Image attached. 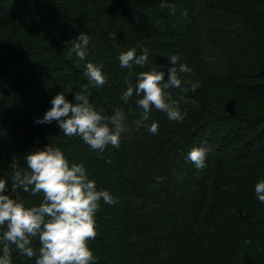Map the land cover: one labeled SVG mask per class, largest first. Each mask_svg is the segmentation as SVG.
Segmentation results:
<instances>
[{
  "label": "trees",
  "instance_id": "trees-1",
  "mask_svg": "<svg viewBox=\"0 0 264 264\" xmlns=\"http://www.w3.org/2000/svg\"><path fill=\"white\" fill-rule=\"evenodd\" d=\"M166 2L174 13L160 0H0V178L10 184L14 170H26L24 157L49 144L82 163L97 190L118 200L101 201L95 216L98 235L88 246L97 264H264V203L254 190L264 180V0ZM82 32L90 37L86 58L69 57ZM130 48L148 49L133 83L171 55L191 69L180 74L181 87L189 79L200 87L186 94L194 104L180 102L183 122L153 109L146 123H158V133L136 130L140 97L121 99L129 70L118 60ZM89 62L106 77L89 87L90 103L107 116L120 109L129 129L103 158L56 121L35 123L57 93L75 102ZM194 147L210 150L203 169L187 159ZM18 196L26 207L42 201ZM12 264L35 257L13 246Z\"/></svg>",
  "mask_w": 264,
  "mask_h": 264
},
{
  "label": "clouds",
  "instance_id": "clouds-1",
  "mask_svg": "<svg viewBox=\"0 0 264 264\" xmlns=\"http://www.w3.org/2000/svg\"><path fill=\"white\" fill-rule=\"evenodd\" d=\"M161 8L174 5L160 0ZM184 16H187L185 11ZM90 37L86 33L71 42L68 55L74 53L80 60L87 54ZM120 66L129 70L125 78L126 90L121 99L127 103L134 95L140 97L136 104L142 109L136 130L146 128L150 134H157L156 122L146 123L153 109L167 115L175 122H183L186 112L180 110V102L195 103L186 99V94L195 92L200 87L198 82L183 81L181 73H190L191 69L179 63V55L167 57L168 65L153 67L141 71L133 83L132 69L144 68L148 62V49L143 48L137 55L135 48L121 52L118 57ZM167 67L166 73L163 70ZM84 75L88 83L82 85V91L74 93V103L69 101L65 92L57 93L50 101L52 107L37 124L58 123L66 137H79L92 150L101 155L108 146L120 147L122 133L129 131L125 126V113L116 109L111 116L103 115L90 103L89 87H101L106 83L102 65L91 62L85 65ZM171 88L181 90L179 99H174ZM71 92V90H69ZM210 150L206 147H194L187 154V159L196 168L206 167V156ZM26 170H14L9 179L0 178V264H12V248L29 259L35 257V264H97V257L88 246L95 240V216L100 210L101 201L108 205L118 202L107 190H97L95 180L89 179L82 163L69 162L59 147L51 144L44 149L30 152L24 157ZM159 182L162 177H157ZM155 187V185H153ZM255 195L264 203V180L255 184ZM42 194V201L37 205L26 207L19 199L18 193ZM38 239L40 247H33V240Z\"/></svg>",
  "mask_w": 264,
  "mask_h": 264
},
{
  "label": "rangeland",
  "instance_id": "rangeland-1",
  "mask_svg": "<svg viewBox=\"0 0 264 264\" xmlns=\"http://www.w3.org/2000/svg\"><path fill=\"white\" fill-rule=\"evenodd\" d=\"M165 20V19H164Z\"/></svg>",
  "mask_w": 264,
  "mask_h": 264
}]
</instances>
